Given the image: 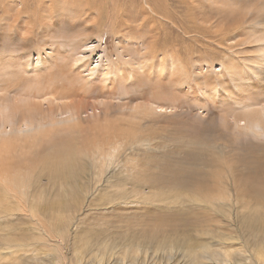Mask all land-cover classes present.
Here are the masks:
<instances>
[{
  "label": "rangeland",
  "instance_id": "374dc122",
  "mask_svg": "<svg viewBox=\"0 0 264 264\" xmlns=\"http://www.w3.org/2000/svg\"><path fill=\"white\" fill-rule=\"evenodd\" d=\"M16 2L20 3V0ZM189 3L185 0L168 3L166 0H58L51 3L52 10L49 11L52 20H47L42 16L48 14V9L45 7L46 11H41L35 6L36 0H30L26 14L31 23L28 31L22 29L26 26L20 28L16 25L4 33L0 29V55L9 58L12 63L17 60L13 68L15 72L12 70L13 77L22 78L21 86L33 85L34 88L38 78L34 74L31 78L23 74L19 67L22 64L18 62L27 58L36 60V56L39 59L49 48L54 49L52 45L55 44L58 48L51 52V58L54 56L57 60L51 72H57V81L61 78L66 82L68 77L64 73H69L67 76L71 79L72 71L68 64L72 62L79 41L89 38L98 44L91 54L92 58L85 56L74 66L81 65L77 67L80 75L88 73L90 79L95 78L88 86L95 91L86 93L84 105L93 103V95L105 100V105L99 107L101 115L105 109L110 116L113 111L119 113L117 115L121 113L118 119L112 117L111 122L118 129H124L125 134L131 132L124 136V140L122 138V149L113 160L111 169L103 177L91 181L85 201H53L52 205H40L42 211L32 217L31 210L19 217L0 216V264H251L250 259L247 260L250 252L256 254L264 249V227L261 230L251 229L249 218H243L247 210L242 205V199L249 198L245 195L249 189L256 185H262L261 190L264 189V137L256 138L250 133H243L241 128L230 126L227 123L229 117H241V112L234 108L235 105L211 97L207 89H202L205 79L197 76V73L206 76L208 86L217 84V89L223 85L227 90H233L231 81L226 80L228 73L221 70V63L230 56L234 62H239L238 67L244 65L250 70L253 62L250 54L254 53L256 45L250 31L264 26V0H200L198 8L189 6ZM191 16H195L199 23L211 21V30L229 29V33L239 27L243 31L239 36L242 43L223 52L217 42L211 43L213 49L201 46L208 43L209 35L219 34L209 28L195 34L192 32ZM179 23L184 28L188 27V32L177 28ZM152 27L160 33L157 41L150 37ZM130 28L138 30L135 38L130 36ZM123 32L130 36L131 42H126L127 48L121 51L117 43ZM201 32L209 34L200 44L201 40L192 37H200ZM249 45L254 49L245 47ZM145 49L148 57L153 59L145 62L152 70L147 66V73L143 69L134 72L136 86L100 85L96 76L107 62L122 61L124 58L129 61L124 68L138 65L139 56ZM168 50L176 58L173 64L165 63V67L159 69L157 59L165 58ZM236 50L239 51L237 54ZM123 51L125 53L121 56ZM120 65L123 66V63ZM108 77L112 78L111 75ZM218 79L226 81L219 85ZM129 97L132 98L131 107L134 103L142 108L152 102L162 104L165 109L146 108L147 114L139 113L131 121L121 112H127L131 107L122 109L116 105L121 98ZM111 99L113 103H110ZM101 115L97 118L83 117L81 125L85 128L100 122L98 118ZM71 132H54L51 141L41 142L39 150L46 152L47 145L51 147L49 142L52 141L60 143L65 138L74 139L75 135L72 136ZM125 153L129 158L127 161L124 160ZM37 157L28 162V168L22 166L21 171L32 172ZM112 169L117 171L108 179ZM84 177L88 180L91 174ZM41 179L44 181L45 178ZM118 195L121 196L116 198ZM212 195L220 201L210 207L202 198ZM68 217V236L53 230L54 225H61L60 221H67ZM79 229H85L83 234L93 231L99 236L98 242L93 240L86 248L81 246L78 257L74 241L77 235H73L72 231ZM152 229H157L158 235H174L177 245L165 242L156 250L153 241L142 239L144 243L141 241L137 247L141 252L134 256L136 258L129 255L127 244L134 242L135 237L141 239L142 234L150 233ZM125 233L134 235V238L127 240ZM182 237L187 239L188 245L181 243ZM225 252L229 255L224 257ZM134 260L137 262L134 263Z\"/></svg>",
  "mask_w": 264,
  "mask_h": 264
},
{
  "label": "bare ground",
  "instance_id": "6f19581e",
  "mask_svg": "<svg viewBox=\"0 0 264 264\" xmlns=\"http://www.w3.org/2000/svg\"><path fill=\"white\" fill-rule=\"evenodd\" d=\"M56 1L58 0H36L35 6L41 11H46L45 10L46 8L48 9L47 11H49L52 10L51 3ZM64 1L66 0H63V2ZM171 1H176V0H166V3ZM185 1L187 3L191 2L189 3L190 4L189 6L193 8H198V2L200 0H185ZM29 2L30 0H20V3L19 2L17 3L16 0H0V10L2 12L0 15V22H7V23H0V29L2 30L3 33L9 27L13 28V26L15 25L20 28L26 26L25 28L22 29H25L27 31L29 30L30 28L29 24H31L29 22L30 17L29 16L27 17L28 15L27 11L29 10ZM38 13L41 14V12ZM47 13L48 14H44L42 18L47 20L50 18V20H52V15L50 14V11ZM61 16L63 15L61 14ZM166 17H170V16H166ZM189 18L192 25V32H194L195 34L199 33L201 29L209 28L211 30V27H213V23L209 20L207 21L203 20V22L199 23L198 21H196L197 18L195 16H191ZM179 21L180 20H178V22ZM172 22H174V20ZM241 22L239 23L240 26H241ZM177 28H181L180 30H182L185 33L188 32V27L184 28L182 27V25H180V23L177 24ZM155 29H156L155 27L154 28L152 27L150 29L151 31L150 37L153 36V39L157 41L159 40L158 34L160 33L159 31L156 32ZM134 30L135 29L132 28L129 29V31H131L130 36L133 38L136 37L135 34L139 33L138 30H135L134 33ZM228 30L225 29L211 30L212 32L217 33L219 35H209L208 43L201 44L203 42V39L205 38V36L209 34V32L207 33L201 32L200 37H198L197 34L195 36L193 35L192 38L198 39L199 41L201 40L200 41L201 46L202 45L204 47L209 46L211 49H213L211 43L214 44L217 42L218 44H220V47L223 52L225 49L235 48V46L237 47L240 43H242V40L239 39V36L242 34L243 31L239 27L238 29H235L229 33L227 32ZM243 30L245 31L244 28ZM42 31L44 30L42 29ZM238 31H240V33H234ZM121 34H122L121 35L122 38L121 39L117 38L118 39L117 48H119V50L122 51V49L124 48L126 49L128 46L126 45V42H129L130 44L131 40H130V36H127L126 33L123 32ZM250 36L255 37L256 45H255V49L251 45L245 46L248 48H253L255 50L253 54H250L251 58H253V62L249 71L246 69V67H244V65L238 67L237 64H239V62L238 61L234 62L233 58H231L230 56L227 57L225 62L221 63V67H222L221 70L226 71L228 73L226 80L231 81L233 90H227V88H225L223 85L220 84V83H224V81L226 80L223 81L218 79L219 85H221L222 87L221 89H217L215 87L217 84H212L208 86L207 84L208 78L206 76L201 75L199 73H197L198 74L197 76H200L201 78L205 79L203 81L204 87H202V89L204 90L207 89L208 94H210L211 97H218L220 102L231 103L235 105L234 108H236L241 112L240 114L241 117L237 115H233L229 117V122L227 123L230 126L241 128L243 130V133H247V134L250 133L256 138H260V137L263 138L264 137V26L262 27L259 26L257 29H253L252 31H250ZM235 37H237L238 39ZM41 39L44 38L42 37ZM164 40L163 42H165ZM160 42H162V40ZM39 43L42 44V42ZM97 45L98 44L94 43L89 38H84L83 40L79 41V43L76 46L75 55L72 58V62L70 61V64H68V67H70L69 70L72 71V75L70 76L71 79L69 78V76H67L69 75V73L68 74L64 73V75L68 77L66 78L67 79L66 82L61 78L58 79L57 81L56 80L57 76H55L57 72L55 71V74L51 72V68L53 65H55L57 60L55 59L54 56H52L51 58V52L55 51L56 48H58L56 47L55 44L54 46L52 45L54 49L51 50L49 48V51L45 53L43 57L39 56L40 57L39 59H37L38 56L35 55L36 60L31 61L29 58H27L23 62L22 61L18 62L19 64H22L19 67L22 68L23 74L26 73L30 75V78L34 74V76L38 78L35 81V79L32 77L33 78L32 81L33 82L35 81L36 88H34L33 85L26 86V84L21 86L20 79L22 78L16 79L13 77V73L15 72L13 69L15 66L14 63L17 62V60L15 62L13 61L14 63H12L8 60L9 58H7L6 56L3 55L2 57L0 55V216L3 217H19L22 215L24 216L27 215L25 214L26 213L25 211L29 212V210L32 211V213L30 214L31 216L34 215V213L37 214L38 212L42 211L41 210L42 206L40 205H46V204L52 205L53 201L71 202V200H78V199L85 201L84 199L87 195V191L92 183L91 181L93 179L98 180L99 178L103 177L107 171L111 169L113 160L122 149V145H121L122 138L124 140L125 139L124 136L128 135L131 132L128 131L125 134L124 129H118L111 122L112 117L118 119L119 116H122L121 113L120 115H117L119 113L116 114V111L114 112L112 110L114 113L112 112V116H110L109 113L106 112L107 109L104 108L105 111L101 115L102 110L99 107L104 104L103 102L105 100L104 101L99 100L97 99L98 98L97 96L95 97V95H93V99H94L93 103L89 102L87 103L86 106L84 105V100H85L84 97L86 93L88 92L91 94L93 91H95L94 89H89L88 87L95 80V78L90 79V77H88V73H86L84 76L80 75L81 72L77 69V67H81V65H77V67H74L76 62L83 61V58L85 56L92 58L91 54L93 53V50ZM167 46L168 45H166V47ZM197 48L200 50V46H198ZM237 52L239 51L236 50V54ZM124 53H125L124 51L121 52L120 53L121 56H123ZM167 54L168 55L165 56V58L158 57L157 62L159 69H163L165 67V63L170 65L173 64V61L176 57L172 55L169 50ZM65 56L64 58H66ZM139 57L140 59L137 62L138 65L137 64L130 65L129 67L126 68H124V64L129 63V61L128 60L125 61L124 58H122V61L116 60L113 63L110 62L111 64L106 61L107 62L106 66L105 67L103 66L102 70L97 74L96 79L100 81V85L102 87H105L107 85L113 86L114 84L119 86H121L122 84V86H124L125 88L128 86H136V75L134 72H138L139 69H143V72L147 73L148 71L146 70L149 64L145 62L146 60L152 58V57H148L146 49L145 51L141 52ZM151 61H153V59H151ZM240 61L242 62V60ZM86 63L87 61L84 62V65ZM121 63H123V66L120 65ZM66 64L67 63L65 62V66H67ZM17 65L18 64H16V67H18ZM113 66H115V68ZM65 69L66 68H64L63 70L65 71ZM111 69H113V71H111ZM92 70L93 69H90L89 71ZM150 70L152 69L150 68ZM108 75H111L112 78H109ZM27 77L28 80H30L31 82L29 76ZM78 79L82 81L80 82ZM59 80H61V82H59ZM24 83L26 82L24 81ZM104 91L102 93H104ZM108 94L110 93L108 92ZM121 97L123 98L122 95ZM122 98L121 100L119 99L120 101H117L116 105L121 106L122 109H128V107L130 108L131 106L129 103L132 100V98L130 97L127 99H122ZM111 100L112 101H110V103H113V99ZM121 104H123L125 107L124 106L122 107ZM111 105L113 106V104H110V106ZM146 108L151 110L165 109L163 108V105L160 103L154 104L150 102L148 105H145L142 108H140V106L134 105L133 103L132 107L128 109L127 112L126 111H121V112H123L122 114L126 118L129 117V119L132 121L134 118L138 116L137 114L139 113L147 114L148 110H145ZM99 115H101L98 118L100 122L92 123L91 125L86 126L85 128L84 126L81 125L83 122V117L97 118ZM62 131L64 132L72 131L71 132L72 136L75 135V138L69 140L65 138L62 141H60V143L52 141L49 142L51 144V147H48L47 145L46 148L43 145L44 148H46L45 149L46 152L39 150L40 149L39 147H41L42 145L41 142L46 141L47 143L48 141H51L54 132L61 133ZM81 131H83V134L81 133ZM82 136H84V138ZM128 143L130 144V142ZM103 145H105L106 147H104ZM35 156H39V157H37L34 161L35 162L33 164L34 170L32 172L29 171L22 172L21 171L22 166L28 168V166L26 165H29L28 162H32ZM128 159H129L128 155L127 153H125L124 160L127 161ZM23 161L25 162L21 163ZM253 163L255 164V162ZM116 171L117 169H112L111 172L108 174L107 178L110 179L116 173ZM85 174H91V177L88 180H85L84 178L87 177V176L84 177ZM42 177L45 178L44 181L41 179ZM211 177L209 179H211ZM41 180L43 181L42 183H40ZM84 180L85 183L83 182ZM244 180H246V178ZM208 184L210 185V181L208 182ZM261 186L262 185H256L255 188L249 189L245 194L248 195L249 198L242 199V205L247 210V215H244V217L243 216L242 217L249 218V227L251 229L255 228L261 230L264 227V191H262L264 189L261 190ZM257 188L259 190H256ZM84 191H86V193ZM120 196L121 195H118L116 196V198ZM202 199L206 200V205L210 207L215 206L220 201L214 195H212V197H206ZM62 221L63 220H61L59 223L61 225L53 226L52 223L53 230L57 229L61 232L63 236L64 235L68 236L70 232H68L69 228L67 224H69L70 218L68 217L67 221L64 222ZM56 222H58V220H56ZM84 231L85 229H79V231H75V230L72 231L74 232L73 235H75V233L77 235L74 241L76 248L75 252L78 253V257L80 256L81 253L80 250H82L81 246L86 248L91 241L93 240L97 241V237L99 236L97 235V233H94L93 231H89L88 234H83ZM157 232H158L157 229H152L150 233L147 232L146 234H142L141 239L135 237L134 242H129L127 244L129 248L128 251H130L129 255L131 254L133 255L132 257H134L139 252H141L138 250L137 247L139 246V243L142 241V239L147 241H153L155 248H157L156 250H159L163 245H165V242H168L169 245H175V244L177 245V238L174 235L168 237L166 234L158 235ZM125 236H127V240H129L130 238H134V235L132 234L128 235L127 233H125L124 237ZM182 239H183L181 241L182 244L183 243L186 245L189 244L186 238L182 237ZM142 242L144 243V241ZM188 250L192 251L191 248H188ZM105 252L106 251L104 250L103 253L105 254ZM225 255H229V254L225 252L223 253V256L225 257ZM249 259L251 264H264V249L257 251L256 254L250 252L249 258L247 260ZM135 262L137 261L134 260V263Z\"/></svg>",
  "mask_w": 264,
  "mask_h": 264
}]
</instances>
